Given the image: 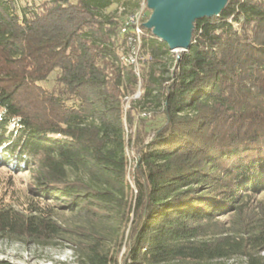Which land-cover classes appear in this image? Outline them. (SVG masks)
Returning a JSON list of instances; mask_svg holds the SVG:
<instances>
[{
	"label": "trees",
	"instance_id": "trees-1",
	"mask_svg": "<svg viewBox=\"0 0 264 264\" xmlns=\"http://www.w3.org/2000/svg\"><path fill=\"white\" fill-rule=\"evenodd\" d=\"M150 14L0 0V166L29 177L18 208L0 198V241L68 245L73 264H264V0L195 20L179 60Z\"/></svg>",
	"mask_w": 264,
	"mask_h": 264
},
{
	"label": "water",
	"instance_id": "water-1",
	"mask_svg": "<svg viewBox=\"0 0 264 264\" xmlns=\"http://www.w3.org/2000/svg\"><path fill=\"white\" fill-rule=\"evenodd\" d=\"M225 3L226 0H146L151 14L144 27L166 43L171 52L178 51L179 60L190 48L192 23L217 16Z\"/></svg>",
	"mask_w": 264,
	"mask_h": 264
},
{
	"label": "rangeland",
	"instance_id": "rangeland-1",
	"mask_svg": "<svg viewBox=\"0 0 264 264\" xmlns=\"http://www.w3.org/2000/svg\"><path fill=\"white\" fill-rule=\"evenodd\" d=\"M113 5L109 11L116 10ZM177 59V53L171 52ZM136 95H139L138 93ZM13 126L9 127V130ZM29 177L21 172L16 173L7 167L0 166V198L4 202L15 205L18 208L27 196ZM257 199L264 201V191ZM68 217V216H67ZM224 221L225 219H221ZM0 259L18 264H73L71 250L68 245H53L50 247H37L35 245H23L17 242L0 241ZM224 264H244L240 260L229 261Z\"/></svg>",
	"mask_w": 264,
	"mask_h": 264
},
{
	"label": "built area",
	"instance_id": "built-area-1",
	"mask_svg": "<svg viewBox=\"0 0 264 264\" xmlns=\"http://www.w3.org/2000/svg\"><path fill=\"white\" fill-rule=\"evenodd\" d=\"M143 7L134 15L128 18L126 25L132 26L133 37L130 39L131 47L130 51L122 57V62L125 65L132 66L136 75H138V63H139V45L141 30L139 27ZM122 32H126V27L122 29Z\"/></svg>",
	"mask_w": 264,
	"mask_h": 264
},
{
	"label": "bare ground",
	"instance_id": "bare-ground-1",
	"mask_svg": "<svg viewBox=\"0 0 264 264\" xmlns=\"http://www.w3.org/2000/svg\"><path fill=\"white\" fill-rule=\"evenodd\" d=\"M178 51H176V53H177Z\"/></svg>",
	"mask_w": 264,
	"mask_h": 264
}]
</instances>
